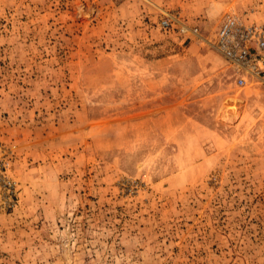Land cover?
<instances>
[{"label": "rangeland", "instance_id": "374dc122", "mask_svg": "<svg viewBox=\"0 0 264 264\" xmlns=\"http://www.w3.org/2000/svg\"><path fill=\"white\" fill-rule=\"evenodd\" d=\"M228 14L264 0H0V264H264Z\"/></svg>", "mask_w": 264, "mask_h": 264}, {"label": "built area", "instance_id": "2783aa9c", "mask_svg": "<svg viewBox=\"0 0 264 264\" xmlns=\"http://www.w3.org/2000/svg\"><path fill=\"white\" fill-rule=\"evenodd\" d=\"M216 34L215 45L229 62L237 85L264 87V19L228 14Z\"/></svg>", "mask_w": 264, "mask_h": 264}, {"label": "bare ground", "instance_id": "6f19581e", "mask_svg": "<svg viewBox=\"0 0 264 264\" xmlns=\"http://www.w3.org/2000/svg\"><path fill=\"white\" fill-rule=\"evenodd\" d=\"M217 38V37H216Z\"/></svg>", "mask_w": 264, "mask_h": 264}]
</instances>
